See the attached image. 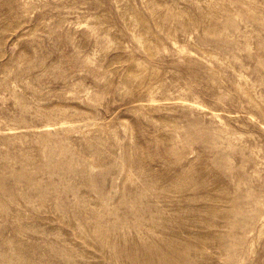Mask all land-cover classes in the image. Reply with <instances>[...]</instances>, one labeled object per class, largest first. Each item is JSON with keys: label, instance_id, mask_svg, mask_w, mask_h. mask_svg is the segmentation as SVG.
<instances>
[{"label": "rangeland", "instance_id": "374dc122", "mask_svg": "<svg viewBox=\"0 0 264 264\" xmlns=\"http://www.w3.org/2000/svg\"><path fill=\"white\" fill-rule=\"evenodd\" d=\"M0 264H264V0H0Z\"/></svg>", "mask_w": 264, "mask_h": 264}]
</instances>
